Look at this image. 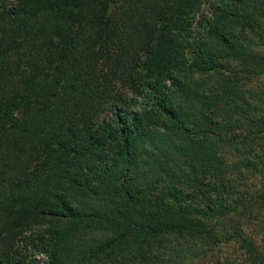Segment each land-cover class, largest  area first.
Instances as JSON below:
<instances>
[{
  "label": "trees",
  "instance_id": "trees-1",
  "mask_svg": "<svg viewBox=\"0 0 264 264\" xmlns=\"http://www.w3.org/2000/svg\"><path fill=\"white\" fill-rule=\"evenodd\" d=\"M200 1L0 0V264H264V0Z\"/></svg>",
  "mask_w": 264,
  "mask_h": 264
},
{
  "label": "rangeland",
  "instance_id": "rangeland-1",
  "mask_svg": "<svg viewBox=\"0 0 264 264\" xmlns=\"http://www.w3.org/2000/svg\"><path fill=\"white\" fill-rule=\"evenodd\" d=\"M208 10V0H201L197 8L191 14L193 22L192 36L194 39L190 41V45H188L183 51V57L185 58V60L190 59L192 46L196 42L195 38L197 37L198 32L200 30H203V28H200V26H198V21L208 14ZM46 231L47 230L45 225L31 223L25 226L20 232L19 246L22 251L25 250V252L28 253L29 259H33L38 262H42L48 259V253L44 252V250L40 247V241L42 237H46L47 235Z\"/></svg>",
  "mask_w": 264,
  "mask_h": 264
}]
</instances>
